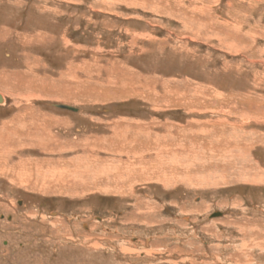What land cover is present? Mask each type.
I'll return each instance as SVG.
<instances>
[{
	"label": "rangeland",
	"instance_id": "374dc122",
	"mask_svg": "<svg viewBox=\"0 0 264 264\" xmlns=\"http://www.w3.org/2000/svg\"><path fill=\"white\" fill-rule=\"evenodd\" d=\"M0 94V264H264V0H0Z\"/></svg>",
	"mask_w": 264,
	"mask_h": 264
},
{
	"label": "bare ground",
	"instance_id": "6f19581e",
	"mask_svg": "<svg viewBox=\"0 0 264 264\" xmlns=\"http://www.w3.org/2000/svg\"><path fill=\"white\" fill-rule=\"evenodd\" d=\"M3 101V97H2V95L0 94V102H2ZM33 139V138H32ZM158 146V145H157ZM122 147V146H121ZM168 150V149H167ZM174 152V151H173ZM168 153V152H167ZM116 154V153H115ZM161 154V153H160ZM177 154V153H176ZM180 154V153H179ZM173 155V154H172ZM166 156V155H165ZM175 156V155H174ZM182 157V156H181ZM180 157V158H181ZM170 159H171V157H170ZM73 161V158H71L70 159V162H72ZM170 160H168V162H169ZM175 161V160H174ZM68 162H69V160H68ZM111 162V161H110ZM109 162V163H110ZM241 162V161H240ZM129 163V162H128ZM186 163H187V161H186ZM104 164V163H103ZM106 164V163H105ZM172 164H174V163H172ZM176 164V163H175ZM179 164V163H178ZM70 165V164H69ZM186 165V164H185ZM129 166V165H128ZM135 168V167H134ZM102 169H106L105 168V166H104V168H102ZM113 169V168H112ZM126 169V168H125ZM126 170H128V169H126ZM149 170V169H148ZM171 170V169H170ZM187 170V169H186ZM68 172V173H67ZM66 173L67 174H69L71 177H73L74 178V180L75 179H78V181L76 182V185H79L80 186V184L78 183L79 182V179H80V177H79V174H81V175H83V176H86V174H83V173H81V172H79V170H74V171H72V173L69 171V169H68V171H67ZM114 172V174H115V178H116V180H115V182H117V180L118 179H120V178H118L117 177V173L115 172V171H113ZM79 173V174H78ZM173 173V172H172ZM239 173V172H238ZM87 174H89V171H87ZM92 175H94V174H92ZM119 175V174H118ZM95 176V175H94ZM46 177V176H45ZM121 177V176H120ZM65 178V177H64ZM68 178V177H67ZM249 178V177H248ZM47 179V178H46ZM49 179H52L51 177L50 178H48V180ZM84 180V179H83ZM94 180V179H93ZM111 180H113V179H111ZM52 181V180H51ZM55 181V180H54ZM57 181V180H56ZM60 183V182H59ZM112 183V182H111ZM61 184V183H60ZM59 184V185H60ZM71 184H73V183H71ZM66 185H68V184H66ZM69 187H70V184H69ZM66 188V187H65ZM68 188V187H67Z\"/></svg>",
	"mask_w": 264,
	"mask_h": 264
},
{
	"label": "water",
	"instance_id": "95a60500",
	"mask_svg": "<svg viewBox=\"0 0 264 264\" xmlns=\"http://www.w3.org/2000/svg\"><path fill=\"white\" fill-rule=\"evenodd\" d=\"M57 106L60 108H70L69 106L61 105V104H58ZM217 215H219V213H213V216H217Z\"/></svg>",
	"mask_w": 264,
	"mask_h": 264
}]
</instances>
